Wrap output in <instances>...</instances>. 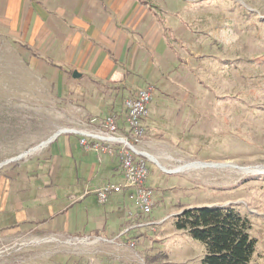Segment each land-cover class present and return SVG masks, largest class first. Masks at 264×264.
<instances>
[{
	"label": "rangeland",
	"instance_id": "rangeland-1",
	"mask_svg": "<svg viewBox=\"0 0 264 264\" xmlns=\"http://www.w3.org/2000/svg\"><path fill=\"white\" fill-rule=\"evenodd\" d=\"M151 7L159 17L153 41L160 40L163 49L149 55L151 72L133 76L134 83L127 86L130 90L153 87L142 150L166 170L191 163L216 168L169 174L147 160L145 185L153 191L154 201L150 213L142 214L132 189L112 192L106 204H98L95 190L118 185V179L123 185L124 180L119 163L113 170L111 164L98 163L99 158L110 162L114 157L92 152L85 163L95 164L98 178L83 187L73 165L69 176L64 175L69 181L55 188L57 200L64 203L72 201L69 196L89 193L56 221L68 223L69 234L83 235L92 232L100 218H107L111 227L116 216L124 219L119 229L131 227L120 239L122 247L112 245L109 264H201L202 243L175 229V216L193 207L232 206L251 223L255 251L250 264H264V173L237 169L264 168V0H152ZM73 85L46 63L34 61L0 27V164L14 163L11 160L42 147L58 130L77 128L79 120L98 116L99 98L82 100L71 94L80 87ZM127 97L114 94L115 109L106 108L108 113H120L123 120L122 102ZM38 153L19 164L35 162ZM227 162L236 168L220 167ZM8 171L9 167L0 166V175ZM45 173L29 171L31 183L40 191L48 184ZM26 240L20 234L4 237L0 264H18L25 249L16 252V244ZM129 241L135 246H127ZM32 248L72 252L57 242ZM56 256L65 260L66 254ZM48 259L44 256L41 261Z\"/></svg>",
	"mask_w": 264,
	"mask_h": 264
},
{
	"label": "crops",
	"instance_id": "crops-1",
	"mask_svg": "<svg viewBox=\"0 0 264 264\" xmlns=\"http://www.w3.org/2000/svg\"><path fill=\"white\" fill-rule=\"evenodd\" d=\"M151 5L152 0H0V27H5L9 38L24 48L34 61H42L64 79L72 80L76 86L71 88L80 86L71 94L76 93L82 100L99 98L96 115H107L111 108L115 109L114 94H128L129 97L137 91L127 89L128 84L134 83L133 76L150 73L149 55H158L163 49L160 40L153 41L159 17L154 16ZM74 73L76 77H73ZM90 93L91 97H88ZM118 125L123 126L119 117ZM148 126L146 121L145 127ZM54 134L44 146L29 149L21 158L11 160H16L14 163L8 164V161L1 165L9 167V171L0 175V242L10 234L27 238L114 239L122 232L119 226L123 228L124 223V219L117 216L113 219L114 226L109 225V228L107 218H100L96 228L83 235L69 234L68 223L56 221L73 203H80L89 193L69 196L72 201L59 202L55 188L60 182L69 181L64 175L68 177L74 165L77 181L84 180L83 187L87 188L98 174L94 163H85V157L94 151L81 147L77 136L73 139L68 137L71 135ZM78 147L83 151L79 152ZM34 152H39L40 159L19 164ZM105 159L99 158V165L111 164L112 170L119 163L116 158H110V162ZM30 170H46L43 174L48 182L44 181L47 184L45 190L40 191L31 183ZM80 171L83 177H79ZM117 181L115 184L120 183V179ZM48 250L26 249L17 263L70 264L72 260V264H88L81 253L84 250L79 254L69 251L54 254ZM87 252L93 253L92 264H109L113 248L101 243L87 248ZM59 253L66 254L65 260L56 256ZM44 256L45 259L49 257L45 263L41 261Z\"/></svg>",
	"mask_w": 264,
	"mask_h": 264
},
{
	"label": "built area",
	"instance_id": "built-area-1",
	"mask_svg": "<svg viewBox=\"0 0 264 264\" xmlns=\"http://www.w3.org/2000/svg\"><path fill=\"white\" fill-rule=\"evenodd\" d=\"M153 87L138 89L123 100L124 112L123 126L118 125V116L107 114L79 120L78 127H68L58 130L54 135H74L79 138L81 147L101 153L118 160L121 168L123 185H106L95 190L97 202L104 205L108 195L121 189H132L135 205L142 214L151 211L154 201L153 191L146 187L145 181L148 176L147 160L154 162L160 169L158 161L150 154L142 150V145L147 137L145 121L148 115V106L152 102ZM152 158V159H150ZM154 158V159H153ZM142 226V224H136ZM130 227L125 228L114 239L102 237H76L60 238L56 236H45L39 238H27L26 243L16 244L19 247L16 252L29 249L44 243L57 242L62 247L71 248L72 254L82 253L88 264H92L93 253L87 252V248L98 244H109L122 246L120 239L129 232ZM127 246L134 247L135 243L129 241ZM81 250V251H80Z\"/></svg>",
	"mask_w": 264,
	"mask_h": 264
},
{
	"label": "trees",
	"instance_id": "trees-1",
	"mask_svg": "<svg viewBox=\"0 0 264 264\" xmlns=\"http://www.w3.org/2000/svg\"><path fill=\"white\" fill-rule=\"evenodd\" d=\"M174 227L202 243L201 264H250L255 251L251 223L232 206L185 209L175 216Z\"/></svg>",
	"mask_w": 264,
	"mask_h": 264
},
{
	"label": "bare ground",
	"instance_id": "bare-ground-1",
	"mask_svg": "<svg viewBox=\"0 0 264 264\" xmlns=\"http://www.w3.org/2000/svg\"><path fill=\"white\" fill-rule=\"evenodd\" d=\"M150 159H152V158H150ZM196 167H214V166H212L211 164L191 163V164H188V165H185V166L177 167V168H175L173 170H166L165 168H163V171L166 172V173H169V174H171V173H180V172H183V171H186V170H189V169H193V168H196ZM220 167H235V166L230 164L229 162H227V163H224V164L220 165ZM214 168H216V167H214ZM237 169L239 171L243 172V173H252V174H260V173L262 174V173H264V168L261 169V170H258V169H243V168H237Z\"/></svg>",
	"mask_w": 264,
	"mask_h": 264
},
{
	"label": "water",
	"instance_id": "water-1",
	"mask_svg": "<svg viewBox=\"0 0 264 264\" xmlns=\"http://www.w3.org/2000/svg\"><path fill=\"white\" fill-rule=\"evenodd\" d=\"M76 75H77V74L74 73V74H73V77H76ZM49 141H50V140H49ZM45 143H46V142H45ZM43 144H44V143H43ZM43 144H40V146H42ZM24 155H25V154H24ZM22 156H23V155H22ZM22 156H20V157H18V158H21ZM18 158H17V159H18ZM1 165H3V164H0V166H1Z\"/></svg>",
	"mask_w": 264,
	"mask_h": 264
}]
</instances>
